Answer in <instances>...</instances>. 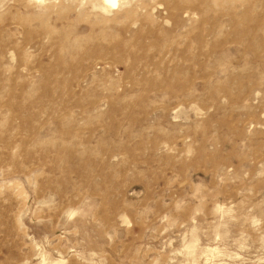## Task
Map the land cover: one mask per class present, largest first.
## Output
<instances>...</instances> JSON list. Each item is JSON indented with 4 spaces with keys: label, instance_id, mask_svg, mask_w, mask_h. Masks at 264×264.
Wrapping results in <instances>:
<instances>
[{
    "label": "rangeland",
    "instance_id": "374dc122",
    "mask_svg": "<svg viewBox=\"0 0 264 264\" xmlns=\"http://www.w3.org/2000/svg\"><path fill=\"white\" fill-rule=\"evenodd\" d=\"M98 2L0 0V264H264V0Z\"/></svg>",
    "mask_w": 264,
    "mask_h": 264
},
{
    "label": "bare ground",
    "instance_id": "6f19581e",
    "mask_svg": "<svg viewBox=\"0 0 264 264\" xmlns=\"http://www.w3.org/2000/svg\"><path fill=\"white\" fill-rule=\"evenodd\" d=\"M97 6L103 9L104 11H108V12L111 11L112 9L117 10L119 8V0H99ZM194 242H195L194 240L190 242L187 247L189 249H193L195 244Z\"/></svg>",
    "mask_w": 264,
    "mask_h": 264
}]
</instances>
